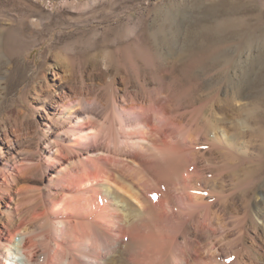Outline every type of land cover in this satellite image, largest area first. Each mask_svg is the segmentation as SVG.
Returning a JSON list of instances; mask_svg holds the SVG:
<instances>
[{
    "label": "rangeland",
    "instance_id": "374dc122",
    "mask_svg": "<svg viewBox=\"0 0 264 264\" xmlns=\"http://www.w3.org/2000/svg\"><path fill=\"white\" fill-rule=\"evenodd\" d=\"M19 22L40 36L16 60L0 57V159L5 132L29 153L59 132L62 92L104 104L175 82L188 95L175 132L199 130L183 172L193 173L199 212L214 216L208 255L264 264V0H0V32ZM26 177L35 186L41 175Z\"/></svg>",
    "mask_w": 264,
    "mask_h": 264
},
{
    "label": "bare ground",
    "instance_id": "6f19581e",
    "mask_svg": "<svg viewBox=\"0 0 264 264\" xmlns=\"http://www.w3.org/2000/svg\"><path fill=\"white\" fill-rule=\"evenodd\" d=\"M14 26L0 32V57L7 62L38 42L33 34L40 36L21 22ZM177 87L163 81L147 97L117 94L104 104L62 92L54 102L62 127L33 153L17 141L13 146L15 132H5L0 264H218L208 255L218 245L213 215L199 212L193 173L183 172L191 154L185 144L199 130L193 137L175 132L173 111L187 91L179 87L182 98ZM32 173L41 177L28 187Z\"/></svg>",
    "mask_w": 264,
    "mask_h": 264
},
{
    "label": "snow or ice",
    "instance_id": "6c2138e0",
    "mask_svg": "<svg viewBox=\"0 0 264 264\" xmlns=\"http://www.w3.org/2000/svg\"><path fill=\"white\" fill-rule=\"evenodd\" d=\"M153 198H154V199H156V197H155V196H154Z\"/></svg>",
    "mask_w": 264,
    "mask_h": 264
}]
</instances>
